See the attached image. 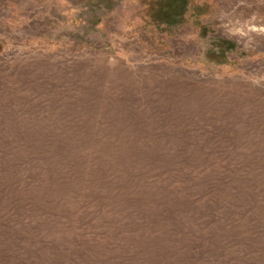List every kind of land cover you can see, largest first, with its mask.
Masks as SVG:
<instances>
[{
	"label": "rangeland",
	"instance_id": "rangeland-1",
	"mask_svg": "<svg viewBox=\"0 0 264 264\" xmlns=\"http://www.w3.org/2000/svg\"><path fill=\"white\" fill-rule=\"evenodd\" d=\"M91 3L0 0V264H264V0Z\"/></svg>",
	"mask_w": 264,
	"mask_h": 264
},
{
	"label": "trees",
	"instance_id": "trees-1",
	"mask_svg": "<svg viewBox=\"0 0 264 264\" xmlns=\"http://www.w3.org/2000/svg\"><path fill=\"white\" fill-rule=\"evenodd\" d=\"M89 2H92L90 7L96 8V9H100L103 10V8L107 7L109 3L112 2H116L117 0H88ZM160 1V0H157ZM166 4L163 5L164 9H165V13H169L171 11V13L167 14L166 17L164 19V21L168 22V23H176L178 21H176V19H179V17H181L183 14H185V12L187 11L188 8V0H165ZM105 4L107 6H105ZM112 5V4H110ZM85 6H88L87 4H85ZM89 7V8H90ZM101 18H94L90 21L91 26L100 23Z\"/></svg>",
	"mask_w": 264,
	"mask_h": 264
}]
</instances>
